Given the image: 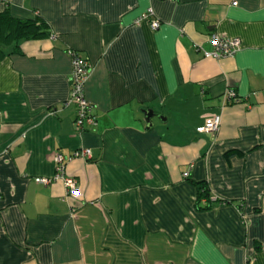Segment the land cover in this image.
I'll use <instances>...</instances> for the list:
<instances>
[{
	"label": "crops",
	"instance_id": "crops-1",
	"mask_svg": "<svg viewBox=\"0 0 264 264\" xmlns=\"http://www.w3.org/2000/svg\"><path fill=\"white\" fill-rule=\"evenodd\" d=\"M5 9L51 35L0 60V264H264V0ZM215 34L241 41L234 57L205 56ZM68 50L92 65L97 125L83 132ZM81 148L92 157L71 158ZM57 153L78 198L54 180Z\"/></svg>",
	"mask_w": 264,
	"mask_h": 264
},
{
	"label": "built area",
	"instance_id": "built-area-1",
	"mask_svg": "<svg viewBox=\"0 0 264 264\" xmlns=\"http://www.w3.org/2000/svg\"><path fill=\"white\" fill-rule=\"evenodd\" d=\"M236 5V3H233ZM154 12L149 9L142 17L150 20ZM151 26L154 30L160 27V22L157 20L151 21ZM212 49L205 52L207 58L223 59L227 57H234L241 48V41L237 38H229L225 36H219L217 34L212 35L210 39ZM68 55L71 59L72 65V87L69 96L68 103L76 106V119L75 126L79 132L90 130L97 125V118L93 114V106L86 98V86L90 78L92 70L91 63L82 58L77 51L68 50ZM228 102H240L238 95L234 91L227 93ZM221 125V117L217 116L208 119L202 132L215 133L219 130ZM87 159L92 157L90 149L81 148L72 154L71 158ZM56 164V176L54 180H62L66 189L67 197L78 198L80 196L79 187L77 181L74 178L66 176L64 157L61 154L55 155ZM43 183H48L47 180H39Z\"/></svg>",
	"mask_w": 264,
	"mask_h": 264
},
{
	"label": "trees",
	"instance_id": "trees-1",
	"mask_svg": "<svg viewBox=\"0 0 264 264\" xmlns=\"http://www.w3.org/2000/svg\"><path fill=\"white\" fill-rule=\"evenodd\" d=\"M1 1V0H0ZM51 35L50 28L40 17L35 19H16L8 9L0 11V60L8 55L20 54V45L24 41L39 40ZM199 198H207L209 189L199 184Z\"/></svg>",
	"mask_w": 264,
	"mask_h": 264
},
{
	"label": "water",
	"instance_id": "water-1",
	"mask_svg": "<svg viewBox=\"0 0 264 264\" xmlns=\"http://www.w3.org/2000/svg\"><path fill=\"white\" fill-rule=\"evenodd\" d=\"M151 119H152V115H151V113H148L147 114V122H148L149 127H151L153 125Z\"/></svg>",
	"mask_w": 264,
	"mask_h": 264
}]
</instances>
